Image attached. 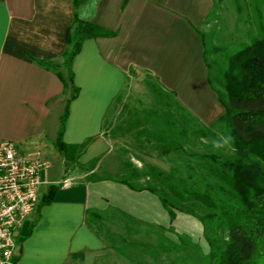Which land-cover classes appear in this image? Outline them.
Returning a JSON list of instances; mask_svg holds the SVG:
<instances>
[{
  "label": "crops",
  "instance_id": "crops-1",
  "mask_svg": "<svg viewBox=\"0 0 264 264\" xmlns=\"http://www.w3.org/2000/svg\"><path fill=\"white\" fill-rule=\"evenodd\" d=\"M213 8L214 0H84L78 8L74 0H0V144L14 142L23 154H40L50 163L36 210L15 235L13 264H93L105 244L87 224V212L110 208L173 227L209 252L194 217L177 213L172 222L156 195L92 175L101 168L114 175L122 165L104 120L132 69L157 78L204 125L222 117L200 33ZM76 18L115 35L84 42L71 84L68 69L56 72L42 62L62 65ZM74 88L77 96L69 102ZM67 110L62 140L89 142L69 169L56 146ZM70 180L42 204L53 185Z\"/></svg>",
  "mask_w": 264,
  "mask_h": 264
},
{
  "label": "trees",
  "instance_id": "trees-1",
  "mask_svg": "<svg viewBox=\"0 0 264 264\" xmlns=\"http://www.w3.org/2000/svg\"><path fill=\"white\" fill-rule=\"evenodd\" d=\"M263 1H253L257 35L251 33L248 43L228 48L210 46L200 32L208 80L225 109L222 117L210 126L204 125L174 92L145 71L154 81L148 84L153 104L137 110L128 129H121L122 135H132L143 154H156L170 167L144 162L140 169L127 160L116 175L95 177L156 195L172 222L177 213L194 217L204 228L209 252L204 253L189 236L175 233L173 227L146 223L116 208L88 211L86 222L105 249L133 262L136 256L139 264H167L165 260L168 264H264V4L259 8ZM83 2L74 0L75 7ZM214 11L215 0L204 24L213 18ZM114 35L76 18L68 31L62 65H42L56 72L60 67L68 69L73 84L72 66L84 42ZM120 95L110 108L122 102ZM76 96L74 88L69 102ZM67 117L68 110L56 146L69 169L86 152L89 142L71 145L62 140ZM116 132L111 131L114 138ZM60 188L62 185H53L42 204L51 203Z\"/></svg>",
  "mask_w": 264,
  "mask_h": 264
},
{
  "label": "rangeland",
  "instance_id": "rangeland-1",
  "mask_svg": "<svg viewBox=\"0 0 264 264\" xmlns=\"http://www.w3.org/2000/svg\"><path fill=\"white\" fill-rule=\"evenodd\" d=\"M254 0H215V13L200 29L204 37L207 38L208 44L217 47H232L236 44L248 43L251 40V33L257 35L255 30L256 12L253 9ZM257 1V0H255ZM264 2V1H263ZM259 2V8L262 7ZM253 6V7H252ZM63 62V61H62ZM149 83H154L143 71H134L130 73L128 81L124 86L120 99L122 102H115L110 108L105 118L104 134L111 141L113 149L117 157L123 163L131 160L137 168H142L144 162L151 163L163 169H168L170 164L156 154L145 155L140 149L135 138L132 135L123 136L121 129H128L127 124L132 123L135 119L137 110L149 108L153 104V96L148 88ZM215 86L221 90L218 84ZM117 131L116 138L112 136L111 131ZM120 131V132H119ZM144 159L139 160L138 157ZM113 173L108 172L104 168L96 171L92 177H110ZM116 175V173L114 174ZM73 183V180L69 181ZM171 237L176 242L177 237L170 233ZM208 249L206 248V252ZM133 256V255H132ZM136 261L124 257L114 250L105 249L100 254L93 264H139L136 256ZM168 264L169 260H165ZM83 264V263H73Z\"/></svg>",
  "mask_w": 264,
  "mask_h": 264
},
{
  "label": "built area",
  "instance_id": "built-area-1",
  "mask_svg": "<svg viewBox=\"0 0 264 264\" xmlns=\"http://www.w3.org/2000/svg\"><path fill=\"white\" fill-rule=\"evenodd\" d=\"M49 167L40 154L25 155L14 142L0 144V264L14 263L15 235L33 216L43 185L41 175Z\"/></svg>",
  "mask_w": 264,
  "mask_h": 264
}]
</instances>
